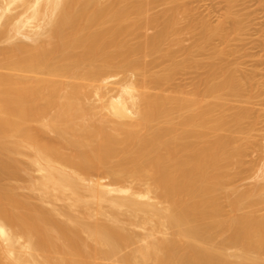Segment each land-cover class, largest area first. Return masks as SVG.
<instances>
[{"label": "bare ground", "instance_id": "bare-ground-1", "mask_svg": "<svg viewBox=\"0 0 264 264\" xmlns=\"http://www.w3.org/2000/svg\"><path fill=\"white\" fill-rule=\"evenodd\" d=\"M161 1L167 19L149 34ZM227 1L200 31L207 59L178 60L182 0H0V21L23 6L0 27V264H114L137 235L126 222L148 226L127 264H264V156L256 181L237 183L252 169L251 103L264 95L213 47L228 19L240 28ZM157 56L171 60L159 72ZM187 69L207 72L202 88L164 89ZM113 72L137 80L89 105ZM32 171L41 204L16 184Z\"/></svg>", "mask_w": 264, "mask_h": 264}, {"label": "rangeland", "instance_id": "rangeland-1", "mask_svg": "<svg viewBox=\"0 0 264 264\" xmlns=\"http://www.w3.org/2000/svg\"><path fill=\"white\" fill-rule=\"evenodd\" d=\"M181 3L182 7L179 11L182 19L179 24L181 30L179 38L181 39V42L179 45H174L173 47L174 58L178 60H186L188 58L187 55L191 52L194 53L197 58L205 60L208 57V53L212 51V46L207 47L208 50L204 52H200L197 49L200 42V31L203 28L204 22L213 26L219 25L223 16L230 10L229 3L227 0H182ZM166 7L167 3L161 1L153 8L152 12L159 15V20L154 26L147 28V32L149 34L158 30L161 24L167 19V15L165 13ZM22 9L23 6L19 2L13 4L12 11L1 19L0 27L6 26L5 22L7 21L8 15L15 16L21 12ZM233 9L241 17L240 28L237 31H234V21L232 19H228V21H226L228 32L227 38H216L213 47L219 49L226 48V51H229L226 56V60L228 57L227 61L232 62V64H240L241 73L243 75L251 76L250 74H252V77L254 78V86L259 88V91L264 95V0H237ZM192 26L196 29H192ZM21 38L22 40L28 41L25 36H22ZM7 44L8 40H0V48L6 46ZM233 50H235V53ZM170 63L171 60L157 56L153 59L152 70L159 72ZM193 69L195 70V68ZM193 69L177 71L172 81L164 85V89L167 91L176 89L193 91L196 88H202V79L205 77L207 72L201 69L192 71ZM197 71H200V73ZM136 80L137 76L132 72H113L106 75L102 79V88L98 90V93H104L105 97L100 99L99 94L94 92L93 95L87 99V103L91 106H98L107 102L110 96H116L122 88L129 86L131 81ZM251 105L254 106V110L256 111L255 115L259 119V123H257L258 129L251 133L252 140L258 143V147L251 150V152L246 156V162L252 167V169L247 172L244 178L237 181V183H243L246 184V186H249L256 181V177L254 176L257 172H260L264 156V113L261 109L264 105V99L262 97L257 98L253 100ZM174 126L178 125L174 124ZM232 135H234V132H232ZM19 160L26 162L27 157L19 156ZM97 173H93L94 178H90L96 180L97 178L102 179L101 177H104V182L110 181V178L104 176L103 173ZM23 174L24 176L21 177L20 180L18 179L16 181V184L18 183L22 186L20 192L23 195H28L27 197L31 198L32 201H35V203L37 202L36 204H41L40 200H38L39 192L28 189V186L31 183L30 177H35L39 175V173L37 171H32L31 174L29 173L30 175L26 172L22 173V175ZM125 184H131L135 187H139V185L136 182H132L131 179H128ZM44 204L46 206L54 205L59 208L63 206L65 202L56 199H48ZM261 212L264 214V204ZM124 217L125 216L123 215V218ZM126 225L130 231L134 232L135 235L137 234L135 240L116 257L108 260V263L127 264L122 260V257L127 252H130L143 243L141 237L148 231V226L127 222ZM157 235L159 236L160 234L158 233ZM220 239L221 237L218 238V240ZM235 250L236 249L234 248H230V251Z\"/></svg>", "mask_w": 264, "mask_h": 264}]
</instances>
